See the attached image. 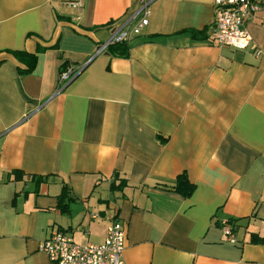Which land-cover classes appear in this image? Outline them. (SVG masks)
Masks as SVG:
<instances>
[{
  "label": "crops",
  "instance_id": "obj_1",
  "mask_svg": "<svg viewBox=\"0 0 264 264\" xmlns=\"http://www.w3.org/2000/svg\"><path fill=\"white\" fill-rule=\"evenodd\" d=\"M139 3L0 0V264H55L51 233L101 243L114 220L124 264H264V8L239 51L216 42L213 0H150L128 55L93 57Z\"/></svg>",
  "mask_w": 264,
  "mask_h": 264
},
{
  "label": "built area",
  "instance_id": "obj_2",
  "mask_svg": "<svg viewBox=\"0 0 264 264\" xmlns=\"http://www.w3.org/2000/svg\"><path fill=\"white\" fill-rule=\"evenodd\" d=\"M150 0H140L139 5L127 13L119 22L110 23L108 38L97 44L93 57L115 43H127L139 34L149 21ZM69 4L79 7L80 3ZM213 34L219 45L234 50H245L251 43V35L246 24L264 8V0H213ZM84 65L67 66L59 72V88L62 89L73 80ZM59 89V90H60ZM94 216V215H93ZM233 223L228 219L220 221L222 232L230 242H234ZM125 227L120 222L112 221L106 229L101 243H76L72 236L63 230H56L38 245L51 262L55 264H124Z\"/></svg>",
  "mask_w": 264,
  "mask_h": 264
},
{
  "label": "trees",
  "instance_id": "obj_3",
  "mask_svg": "<svg viewBox=\"0 0 264 264\" xmlns=\"http://www.w3.org/2000/svg\"><path fill=\"white\" fill-rule=\"evenodd\" d=\"M193 36H198L199 33L198 31H192ZM128 45L125 42L122 43H115L110 46H108L107 51H109L113 55H118V56H124L126 57L128 55ZM14 56H16L18 59L23 60L26 64L27 70L31 69L36 61V54L35 53H29L25 50L21 51H13L12 52ZM193 183H191L185 173L179 174L176 179L174 180V183L172 184L171 188L174 190H177L181 192L183 195H189L192 190H193ZM64 196L67 197V193L62 192L61 194L58 195V201L62 205V207H66V204L63 203ZM68 199V197H67ZM69 200V199H68ZM261 241V240H260Z\"/></svg>",
  "mask_w": 264,
  "mask_h": 264
}]
</instances>
